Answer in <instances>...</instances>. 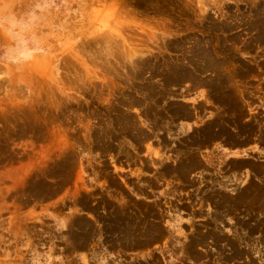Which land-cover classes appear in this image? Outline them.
I'll use <instances>...</instances> for the list:
<instances>
[{"label": "rangeland", "instance_id": "1", "mask_svg": "<svg viewBox=\"0 0 264 264\" xmlns=\"http://www.w3.org/2000/svg\"><path fill=\"white\" fill-rule=\"evenodd\" d=\"M0 264H264V0H0Z\"/></svg>", "mask_w": 264, "mask_h": 264}, {"label": "clouds", "instance_id": "2", "mask_svg": "<svg viewBox=\"0 0 264 264\" xmlns=\"http://www.w3.org/2000/svg\"><path fill=\"white\" fill-rule=\"evenodd\" d=\"M17 27L21 28V32L23 31V27L18 25L16 22H11V28L15 29ZM21 32H14L11 33L14 38H17L19 41V46L15 49H9L7 52V57L12 59H27L30 58L32 55V51L27 48V41L21 35Z\"/></svg>", "mask_w": 264, "mask_h": 264}]
</instances>
